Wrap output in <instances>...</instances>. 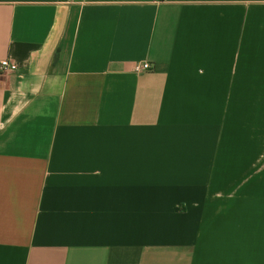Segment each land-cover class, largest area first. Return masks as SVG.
<instances>
[{
	"label": "crops",
	"instance_id": "crops-1",
	"mask_svg": "<svg viewBox=\"0 0 264 264\" xmlns=\"http://www.w3.org/2000/svg\"><path fill=\"white\" fill-rule=\"evenodd\" d=\"M1 60L0 264H264V0H0Z\"/></svg>",
	"mask_w": 264,
	"mask_h": 264
},
{
	"label": "built area",
	"instance_id": "built-area-1",
	"mask_svg": "<svg viewBox=\"0 0 264 264\" xmlns=\"http://www.w3.org/2000/svg\"><path fill=\"white\" fill-rule=\"evenodd\" d=\"M16 69V66L9 62L8 60H1L0 61V73L6 72V71H14ZM151 66L149 63H141L134 66L133 71L135 73H141L145 71H150Z\"/></svg>",
	"mask_w": 264,
	"mask_h": 264
}]
</instances>
